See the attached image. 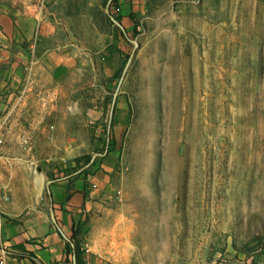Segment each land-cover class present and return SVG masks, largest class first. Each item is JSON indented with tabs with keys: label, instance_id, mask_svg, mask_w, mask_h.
<instances>
[{
	"label": "rangeland",
	"instance_id": "374dc122",
	"mask_svg": "<svg viewBox=\"0 0 264 264\" xmlns=\"http://www.w3.org/2000/svg\"><path fill=\"white\" fill-rule=\"evenodd\" d=\"M56 8L97 80L72 87L86 126L67 135L80 147L54 184L79 163L91 162L87 178L105 164L117 208L119 259L88 253L87 215L69 244L75 264H264V0Z\"/></svg>",
	"mask_w": 264,
	"mask_h": 264
},
{
	"label": "crops",
	"instance_id": "0c3cea01",
	"mask_svg": "<svg viewBox=\"0 0 264 264\" xmlns=\"http://www.w3.org/2000/svg\"><path fill=\"white\" fill-rule=\"evenodd\" d=\"M56 3L0 0V138L5 141L0 146V260L5 264H75L67 246L76 241L73 229L87 215L82 243L88 253L101 262L120 255L111 236L117 208L109 206L112 197L104 190L110 167L101 164L87 178L91 162L79 163L54 184L53 176L69 166L66 158L76 156L72 146L80 147L67 135L86 126V110L72 87L97 80L94 57L74 42L69 17ZM115 69L104 66L108 76ZM62 150L66 156L56 153Z\"/></svg>",
	"mask_w": 264,
	"mask_h": 264
},
{
	"label": "built area",
	"instance_id": "2783aa9c",
	"mask_svg": "<svg viewBox=\"0 0 264 264\" xmlns=\"http://www.w3.org/2000/svg\"><path fill=\"white\" fill-rule=\"evenodd\" d=\"M40 12L42 13V12H44V5H40ZM53 128V127H52ZM3 143H4V140L2 139V138H0V146H2L3 145ZM96 186V185H95ZM1 226H2V221L0 220V228H1ZM0 264H5V261H4V259H1L0 260Z\"/></svg>",
	"mask_w": 264,
	"mask_h": 264
},
{
	"label": "trees",
	"instance_id": "16d2710c",
	"mask_svg": "<svg viewBox=\"0 0 264 264\" xmlns=\"http://www.w3.org/2000/svg\"><path fill=\"white\" fill-rule=\"evenodd\" d=\"M79 228H80V227H79ZM79 228L77 229L78 231H74V229H73L74 235H75V234L78 235L77 232H78V233L81 232V229H79ZM76 237H77V236H76ZM73 239H76L75 236L73 237ZM67 249H68V253L70 254V251H69V244H68V246H67Z\"/></svg>",
	"mask_w": 264,
	"mask_h": 264
}]
</instances>
